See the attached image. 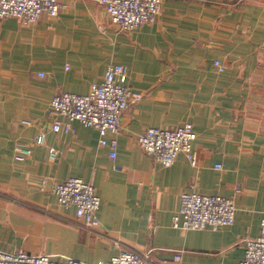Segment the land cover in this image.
I'll return each instance as SVG.
<instances>
[{
    "label": "crops",
    "instance_id": "obj_1",
    "mask_svg": "<svg viewBox=\"0 0 264 264\" xmlns=\"http://www.w3.org/2000/svg\"><path fill=\"white\" fill-rule=\"evenodd\" d=\"M111 65L127 67L118 83L143 96L106 134L115 158L79 122L55 134L64 120L51 111L55 96L87 95ZM185 125L197 134L195 164L179 155L164 168L138 145L150 128ZM73 178L101 199L96 228L52 191ZM191 193L233 198L235 223L175 228ZM263 218L264 0H164L155 24L129 33L96 0H61L56 19L32 26L0 24V250L87 264L123 250L153 264H241Z\"/></svg>",
    "mask_w": 264,
    "mask_h": 264
},
{
    "label": "built area",
    "instance_id": "obj_2",
    "mask_svg": "<svg viewBox=\"0 0 264 264\" xmlns=\"http://www.w3.org/2000/svg\"><path fill=\"white\" fill-rule=\"evenodd\" d=\"M61 0H0V24L13 18L24 26H32L43 16L56 19L60 11ZM107 12L111 23L120 32H133L145 25H153L158 20L164 0H96ZM219 72L224 69L220 62H215ZM127 67L111 65L101 83L94 84L87 95L61 94L51 101L56 120L52 126L55 134L70 132L73 122H79L86 128L96 129L100 144L111 149V158L116 157L118 142L110 143L105 139L109 131L119 133L121 119L133 106L143 100L141 94L118 83V78L126 76ZM197 134L190 125L176 128H150L139 138L141 150L157 164L170 168L179 155L195 164L196 154L193 146ZM45 134H41L36 143L42 145ZM56 153L51 152V158ZM222 167L217 166L220 170ZM59 204L65 208H75L76 217L87 229L98 227L97 213L101 208V199L90 183L79 178L69 179L53 187ZM236 221V204L233 198L207 196L197 193L184 194L181 207L173 219L174 227L182 231H200L210 227L224 229ZM245 255L241 264H264V218L261 222L260 235L244 241ZM181 260L180 254L174 257ZM0 264H87L71 258H53L51 256H33L24 253H10L0 250ZM108 264H153L149 254L132 250H123L114 256Z\"/></svg>",
    "mask_w": 264,
    "mask_h": 264
}]
</instances>
